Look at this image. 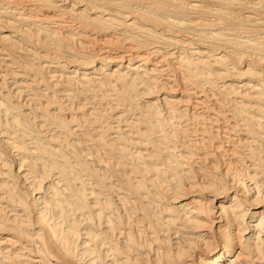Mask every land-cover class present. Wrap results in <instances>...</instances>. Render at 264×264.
<instances>
[{"label":"bare ground","instance_id":"bare-ground-1","mask_svg":"<svg viewBox=\"0 0 264 264\" xmlns=\"http://www.w3.org/2000/svg\"><path fill=\"white\" fill-rule=\"evenodd\" d=\"M0 264H264V0H0Z\"/></svg>","mask_w":264,"mask_h":264}]
</instances>
